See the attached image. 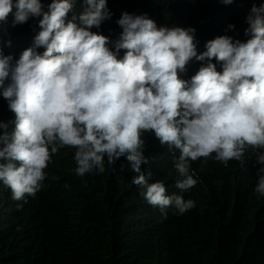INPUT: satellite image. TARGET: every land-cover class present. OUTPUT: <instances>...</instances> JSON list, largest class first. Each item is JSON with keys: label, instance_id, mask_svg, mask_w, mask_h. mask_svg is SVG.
Masks as SVG:
<instances>
[{"label": "clouds", "instance_id": "clouds-1", "mask_svg": "<svg viewBox=\"0 0 264 264\" xmlns=\"http://www.w3.org/2000/svg\"><path fill=\"white\" fill-rule=\"evenodd\" d=\"M84 3L76 23L75 15L67 19L73 0H52L47 11L41 0H0V40L9 27L42 17L19 59L5 55L0 43V95L15 114L0 121V181L11 198L26 203L34 197L52 156L65 147L75 149L78 176L104 173L105 158L109 165L125 158L140 195L164 215L169 207L183 215L196 206L183 196L198 183L192 162L206 164L215 154L225 166L230 160L243 166L252 148L254 191L264 196V4H254L246 18V42L217 36L198 54L194 28L158 27L146 14L124 12L114 40L93 32L111 18L107 0ZM193 58L204 63L190 80L179 78ZM146 132L179 151L173 160L180 194L168 195L162 181L149 182L152 172L142 168L149 165Z\"/></svg>", "mask_w": 264, "mask_h": 264}, {"label": "trees", "instance_id": "trees-1", "mask_svg": "<svg viewBox=\"0 0 264 264\" xmlns=\"http://www.w3.org/2000/svg\"><path fill=\"white\" fill-rule=\"evenodd\" d=\"M51 2L41 0L45 11ZM254 4L259 7L264 0H233L228 5L222 0H107L111 18L91 30L114 40L122 31L117 21L124 12L146 14L158 27L194 28L200 54L217 36L246 42V18ZM85 7L84 0H73L67 19L75 15L79 23ZM15 11L7 18L9 25ZM39 19L9 27L0 40L5 55L19 59L32 46L41 30ZM203 63L193 58L179 78L190 80ZM217 70L222 71L219 63ZM14 119L0 95V121ZM12 128L10 124L8 131ZM142 138L149 159L142 168L152 172L149 182L162 181L168 195L180 194L175 184L181 177L173 160L179 151L161 146L154 134L146 132ZM74 153L65 147L52 156L42 189L26 196V203L14 201L0 181V264H264V196L254 191L258 166L252 148L243 166L236 160L225 166L215 154L206 164L203 158L192 162L198 183L183 196L196 206L183 215L173 207L164 215L150 205L132 183L137 174L125 158L112 165L105 158L104 173L78 176Z\"/></svg>", "mask_w": 264, "mask_h": 264}]
</instances>
